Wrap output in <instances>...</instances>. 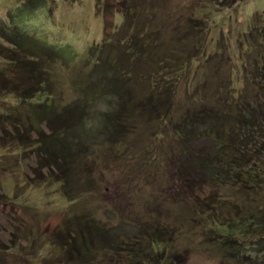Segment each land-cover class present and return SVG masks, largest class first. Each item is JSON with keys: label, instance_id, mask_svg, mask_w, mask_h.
Returning <instances> with one entry per match:
<instances>
[{"label": "trees", "instance_id": "trees-1", "mask_svg": "<svg viewBox=\"0 0 264 264\" xmlns=\"http://www.w3.org/2000/svg\"><path fill=\"white\" fill-rule=\"evenodd\" d=\"M244 1L95 0L103 38L83 53L0 28V103L10 106L0 147L29 149L32 181L56 186L67 207L42 234L45 253L4 264H189L194 250L264 264V18L242 29L252 69L229 56L224 74L228 46L211 22ZM110 160L118 174H107Z\"/></svg>", "mask_w": 264, "mask_h": 264}, {"label": "rangeland", "instance_id": "rangeland-1", "mask_svg": "<svg viewBox=\"0 0 264 264\" xmlns=\"http://www.w3.org/2000/svg\"><path fill=\"white\" fill-rule=\"evenodd\" d=\"M39 5L44 6L38 8ZM255 13L258 17L264 18V0L244 1L235 12L234 10L229 12L225 10L221 14L217 13L215 19L212 18V23L218 22L214 23L216 24V31L222 34L221 37L228 46V54L218 59V63L222 67V70L218 69L221 72L220 74H224V70L227 69L226 65L229 62V56L231 57V65L234 64L241 67V62L243 63L247 60L250 63V66L246 64L247 68L252 69V64L256 63L254 60L246 58V54L243 52L244 46L248 49V44L242 32L243 28L248 30L249 17L252 20V16ZM115 22L117 24L120 22L118 16ZM4 26L7 28L16 26L35 37H48V42L55 46L69 42L73 48L82 53L86 51L85 48L88 44L100 42L103 38V19L97 13L95 0H76L73 2L65 0H43V2L42 0H0V28ZM219 37L220 35L217 36V38ZM248 38L250 37L248 36ZM248 51H254V54H248V56H255L253 48H249ZM240 52H242V56L244 55L241 58L239 56ZM195 60H192L191 63L193 65L192 70H197ZM229 70L230 66L228 72ZM207 88L209 92L214 89L213 86H207ZM177 99H180L179 102L184 106L189 102L184 84H181L178 90ZM3 107H10L7 101L0 103V109ZM169 133L170 131H168V135ZM164 137H166L165 134ZM146 141L148 142V139ZM28 150L22 151L21 148H15V146L11 145L0 147V264H4L6 261L9 263L11 261L19 262L21 257L26 256L31 258L30 251L35 252L38 247L39 252L45 253L48 250L44 246V243L48 241L45 235L54 233L53 231L57 225H61L62 214L67 208L56 186L46 183L38 185L32 181L28 172V164L36 161V159L35 156L33 158V154L28 156ZM24 154L26 157H31V160L26 159L24 162L21 160L20 165L12 163L14 159H22ZM116 163L111 162V160L108 162L107 166H110V168L107 174L112 172H115V174L119 173L120 166L116 165ZM110 185L111 198L115 199L119 189L117 179L111 178ZM143 191L147 192L148 189L147 191L143 189ZM138 195H142V191H139ZM97 196L101 197L102 195L98 193ZM95 198L93 202H88V206L91 208L95 207L100 217L106 219L103 215L106 213L105 204L100 203ZM180 225L182 227L186 226L184 223H180ZM30 230L33 231L31 232ZM29 232L34 234L32 238L27 239L26 235H29ZM43 233L45 235H42ZM33 238H35L34 246H30ZM38 240L39 243L37 242ZM181 240L186 243L184 238ZM43 247L44 249L42 250ZM10 249L14 250L13 254L15 255L19 253V256L6 258L4 250ZM210 253L211 255H207L201 250H194L189 258V264H218L219 252ZM35 259L33 258L35 264H39L37 261L39 257Z\"/></svg>", "mask_w": 264, "mask_h": 264}]
</instances>
